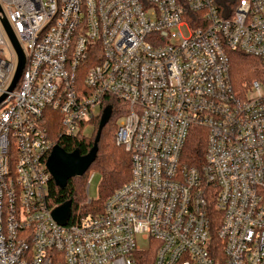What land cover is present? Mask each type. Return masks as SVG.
Instances as JSON below:
<instances>
[{
    "label": "built area",
    "instance_id": "obj_1",
    "mask_svg": "<svg viewBox=\"0 0 264 264\" xmlns=\"http://www.w3.org/2000/svg\"><path fill=\"white\" fill-rule=\"evenodd\" d=\"M235 52L264 72V0H0V264H264V76L234 85ZM107 106L130 177L60 225L54 139Z\"/></svg>",
    "mask_w": 264,
    "mask_h": 264
},
{
    "label": "trees",
    "instance_id": "obj_2",
    "mask_svg": "<svg viewBox=\"0 0 264 264\" xmlns=\"http://www.w3.org/2000/svg\"><path fill=\"white\" fill-rule=\"evenodd\" d=\"M238 1L224 0V2L220 3L215 0L216 4L227 12ZM231 67L232 81L234 85H238L239 87L244 82L264 76L261 62L240 52L233 54ZM112 100L116 101L114 99ZM51 113L58 119L54 111H51ZM118 120L119 115L113 111L109 122L101 132L96 159L82 177L70 178L64 189H58L54 182L51 181L50 191L53 206H59L64 202H69L71 205L70 211L73 213L74 209L85 199V187L90 170L96 171L101 177L99 183V198L92 205L85 208V214L90 213L94 215L99 213L102 210L105 199L128 181L130 177V155L122 145L116 142ZM97 127L98 124L95 125L94 131L88 137L77 136L67 138L62 135L54 139L55 143L68 153L78 149L82 155H85L92 148ZM58 128V125H52L53 130H58ZM205 135L206 132L204 134V131L200 128H193L191 131L182 152L183 161L187 165H196L203 160L206 150Z\"/></svg>",
    "mask_w": 264,
    "mask_h": 264
},
{
    "label": "water",
    "instance_id": "obj_3",
    "mask_svg": "<svg viewBox=\"0 0 264 264\" xmlns=\"http://www.w3.org/2000/svg\"><path fill=\"white\" fill-rule=\"evenodd\" d=\"M6 29L13 41V37L7 26ZM16 48L18 50L19 63L10 90H12L16 85L24 66L23 55L17 46ZM110 118L111 107L107 106L106 108H104L99 120L92 148L85 155H82L78 149H75L72 152L68 153L57 144L53 146L50 155L47 158L46 167L51 174L55 186L58 189H64L67 181L70 178L82 177L87 172L91 164L96 159L98 142L100 140L101 132L109 122ZM70 206L71 205L69 202H64L61 205L55 207V209L52 211V217L60 225L67 224L71 212Z\"/></svg>",
    "mask_w": 264,
    "mask_h": 264
},
{
    "label": "rangeland",
    "instance_id": "obj_4",
    "mask_svg": "<svg viewBox=\"0 0 264 264\" xmlns=\"http://www.w3.org/2000/svg\"><path fill=\"white\" fill-rule=\"evenodd\" d=\"M216 2H224V0H216ZM91 130L88 129L87 130V133H90ZM91 180L88 184V194L86 195L87 199H90V200H94L96 201L98 198H99V183H100V180H101V177L99 175V173H97L96 171L94 170H90L89 173H88V178L91 177ZM86 184V186H87Z\"/></svg>",
    "mask_w": 264,
    "mask_h": 264
}]
</instances>
